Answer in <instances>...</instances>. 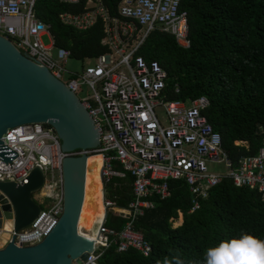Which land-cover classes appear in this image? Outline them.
I'll return each instance as SVG.
<instances>
[{
  "label": "built area",
  "instance_id": "1",
  "mask_svg": "<svg viewBox=\"0 0 264 264\" xmlns=\"http://www.w3.org/2000/svg\"><path fill=\"white\" fill-rule=\"evenodd\" d=\"M35 2L0 0V36L61 82L87 111L98 131L99 147L83 151V155L101 154L104 216L110 213L126 220L124 228L115 232L104 227L103 218L95 248L81 264H98L102 250L110 244L116 245L118 252L133 249L148 256L150 245L133 229V223L154 208L153 199L170 197L169 181H182L187 186L192 197L189 213L196 211L199 199H205L223 179L231 180L237 188L255 190L264 203V138L256 155L242 157L233 168L220 135L203 114L208 100H166V72L157 62L138 55L155 30L171 35L184 50L190 47L187 16L179 11L181 0H120L117 17L108 15L101 0H87L83 13L59 14L62 25L78 31L90 28L96 19L103 22L101 45L107 51L77 73L65 68L71 59L69 52L56 48L48 26L36 19ZM44 36L50 41L47 46L41 42ZM0 140L16 154L9 163L0 160V182L18 185L35 168L43 174V186L33 194L40 208L38 216L28 228L17 233L11 230L7 239L17 248L35 246L62 214V160L80 157L82 151L61 152L53 129L40 123L8 129ZM114 163L121 170L114 169ZM209 164H221L225 171H211ZM127 174L132 178L133 199L128 208L120 209L105 199L104 187Z\"/></svg>",
  "mask_w": 264,
  "mask_h": 264
},
{
  "label": "trees",
  "instance_id": "2",
  "mask_svg": "<svg viewBox=\"0 0 264 264\" xmlns=\"http://www.w3.org/2000/svg\"><path fill=\"white\" fill-rule=\"evenodd\" d=\"M87 0L61 4L36 0L34 15L48 26L54 46L70 58L94 59L107 51L101 45L103 22L78 31L62 25L58 15L81 14ZM111 17H117L120 0H101ZM187 16L190 47L183 50L174 38L159 30L151 32L138 51L146 61H155L166 72V100H208L203 112L220 135L222 149L231 166L242 157L254 156L264 138V0H181ZM113 168L121 170L117 164ZM132 178H114L104 187L105 199L120 209L133 199ZM170 197L154 200V208L133 223V229L150 245L143 256L128 249L118 252L110 244L98 264H201L204 249L242 232L264 238V203L255 190L237 188L223 179L199 199V208L189 213L192 197L182 181H169ZM182 215V224L173 221ZM126 220L108 214L104 227L120 232Z\"/></svg>",
  "mask_w": 264,
  "mask_h": 264
},
{
  "label": "water",
  "instance_id": "3",
  "mask_svg": "<svg viewBox=\"0 0 264 264\" xmlns=\"http://www.w3.org/2000/svg\"><path fill=\"white\" fill-rule=\"evenodd\" d=\"M37 123L53 129L61 152L81 150L82 156L62 160L63 210L50 233L31 247L17 248L6 242L0 247V264H81L94 250L106 217L101 201V154L83 155L99 147L98 131L61 82L0 36V138L8 129ZM15 156L0 140V160L9 163ZM43 183V174L36 168L18 185L0 182V229L6 231L8 225L7 233H17L33 223L40 208L32 195Z\"/></svg>",
  "mask_w": 264,
  "mask_h": 264
},
{
  "label": "clouds",
  "instance_id": "4",
  "mask_svg": "<svg viewBox=\"0 0 264 264\" xmlns=\"http://www.w3.org/2000/svg\"><path fill=\"white\" fill-rule=\"evenodd\" d=\"M201 264H264V238L242 232L220 240L204 249Z\"/></svg>",
  "mask_w": 264,
  "mask_h": 264
},
{
  "label": "rangeland",
  "instance_id": "5",
  "mask_svg": "<svg viewBox=\"0 0 264 264\" xmlns=\"http://www.w3.org/2000/svg\"><path fill=\"white\" fill-rule=\"evenodd\" d=\"M41 42L44 46H47L50 43L49 39L45 36L41 38ZM92 63H93V61L91 59H84L83 61H79V60L71 58V59L67 60V62L65 64V68L70 72L77 73V72H80L83 67H86L87 65H91ZM208 169L211 171H214V172H222V173L225 171L223 165H221V164H219V165H216V164L210 165L209 164ZM32 197H33V195H32ZM180 215L181 214L178 213V219L173 221V227H177L178 224H180V222H181V221H179Z\"/></svg>",
  "mask_w": 264,
  "mask_h": 264
},
{
  "label": "bare ground",
  "instance_id": "6",
  "mask_svg": "<svg viewBox=\"0 0 264 264\" xmlns=\"http://www.w3.org/2000/svg\"><path fill=\"white\" fill-rule=\"evenodd\" d=\"M94 155H98V154H94ZM94 155H91V156H94ZM101 201H102V187H101ZM8 229H9L8 225H6L5 227L6 231H4L3 229H0V247L4 246V244L7 242V239L9 238V233H7Z\"/></svg>",
  "mask_w": 264,
  "mask_h": 264
},
{
  "label": "crops",
  "instance_id": "7",
  "mask_svg": "<svg viewBox=\"0 0 264 264\" xmlns=\"http://www.w3.org/2000/svg\"><path fill=\"white\" fill-rule=\"evenodd\" d=\"M177 46H178V45H177ZM181 49H182V48H181ZM183 50H184V49H183ZM186 50H187V49H186ZM179 218H180L179 220H180L181 222H180V224H178V226L182 224V215H180ZM177 219H178V218H177Z\"/></svg>",
  "mask_w": 264,
  "mask_h": 264
}]
</instances>
